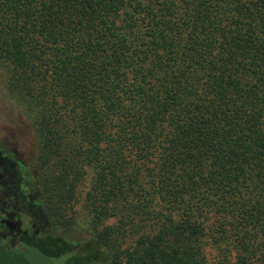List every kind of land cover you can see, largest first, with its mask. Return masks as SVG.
I'll return each mask as SVG.
<instances>
[{
	"label": "trees",
	"instance_id": "16d2710c",
	"mask_svg": "<svg viewBox=\"0 0 264 264\" xmlns=\"http://www.w3.org/2000/svg\"><path fill=\"white\" fill-rule=\"evenodd\" d=\"M0 85L35 142L30 239L63 249L90 171L84 262L264 264V0H0Z\"/></svg>",
	"mask_w": 264,
	"mask_h": 264
},
{
	"label": "rangeland",
	"instance_id": "374dc122",
	"mask_svg": "<svg viewBox=\"0 0 264 264\" xmlns=\"http://www.w3.org/2000/svg\"><path fill=\"white\" fill-rule=\"evenodd\" d=\"M20 112L21 107L6 95L0 85V185L4 186L3 191H0V244L8 248L16 247L13 254L17 258L12 262L6 261L4 254L0 252V264H15L14 261L17 264H88L83 261L82 254L71 253L83 247L87 248L94 240L91 237L93 227L89 221L90 216L83 205L82 197L91 177L90 171L84 175V182L76 187L77 198L71 210L73 224L70 235L66 237L64 229H60L64 240L63 249L45 248L38 241H33V237L29 238L28 232L33 226L25 222V218L38 209L40 204L35 173V142ZM4 158L7 162L14 163L15 175L5 172ZM62 214L67 217L64 211ZM115 221L116 217H108L103 224L96 226L95 230H100L106 225L117 236ZM20 245L23 247H19ZM3 250L0 247V251ZM205 252V264H217V260L220 261L218 264H227L215 249L207 247ZM228 259L231 260L227 257L226 260ZM89 264H96V261Z\"/></svg>",
	"mask_w": 264,
	"mask_h": 264
},
{
	"label": "flooded vegetation",
	"instance_id": "af4514ba",
	"mask_svg": "<svg viewBox=\"0 0 264 264\" xmlns=\"http://www.w3.org/2000/svg\"><path fill=\"white\" fill-rule=\"evenodd\" d=\"M3 188H4L3 184L2 186L0 185V191H3Z\"/></svg>",
	"mask_w": 264,
	"mask_h": 264
}]
</instances>
